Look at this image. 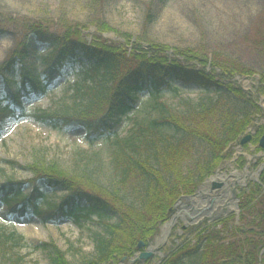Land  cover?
I'll return each instance as SVG.
<instances>
[{
  "label": "trees",
  "instance_id": "trees-1",
  "mask_svg": "<svg viewBox=\"0 0 264 264\" xmlns=\"http://www.w3.org/2000/svg\"><path fill=\"white\" fill-rule=\"evenodd\" d=\"M102 27L103 31H111L105 24ZM27 32L25 40L19 42L0 66V77L9 76L11 81L15 65L20 67V84L15 92L6 81L4 97L0 100V125L6 119L26 117L23 98L45 93L66 65H79L83 69L82 84L74 89L80 104H74L73 114L41 112L32 116L55 129L62 125L82 126L89 143L116 136L121 118L135 110L138 94L172 91L175 81L204 90L225 89L248 105H238L239 110L234 106L224 109L217 102L185 115H176L163 107L167 114L152 121L149 129L170 130L169 138H146L138 143L137 155L127 151L133 143L131 140L118 144L114 167L123 188H127L125 192L106 193L90 184L88 178L72 176L55 163L27 167L35 177L29 182L31 191L27 195L24 194L27 183L0 184V203L7 207L11 217L32 215L44 224L62 219L80 224L96 218L103 232L94 239L96 259L87 264H119L138 252L139 242L148 246L172 215L179 197L192 195L231 155L232 147L254 121L264 118V110L259 106V98H264V74L259 76L252 94L245 92L234 78H250L253 72L235 65L231 70L190 51L171 55L168 47L161 44L143 48L124 34L121 43L107 41L99 35L87 39L81 31L71 29L55 34L38 25L28 26ZM28 36L52 49L44 59L42 78L29 72ZM261 41L264 46V36ZM263 134L264 125L251 141L256 151H260L257 145ZM203 144L209 149L208 159L203 164L193 162L186 170V164L189 165ZM243 165L244 159L240 158L239 166ZM40 182L52 192L65 191V196L58 204L46 203L47 196L38 187ZM263 187L264 170L259 182L239 195L237 221L232 216L212 225L203 223L199 229L198 226L187 229L186 233L194 234L193 243H183L163 264H264ZM109 213L116 216L115 223L105 221ZM23 243L22 236L0 231L3 262L6 250L18 249ZM46 246L52 249L50 264H69L53 244ZM21 261L16 255L11 264Z\"/></svg>",
  "mask_w": 264,
  "mask_h": 264
},
{
  "label": "rangeland",
  "instance_id": "rangeland-1",
  "mask_svg": "<svg viewBox=\"0 0 264 264\" xmlns=\"http://www.w3.org/2000/svg\"><path fill=\"white\" fill-rule=\"evenodd\" d=\"M103 24L111 31H103ZM32 25L55 34L66 29L78 30L87 39L99 35L110 42L123 43L121 36L124 34L143 48L150 44H161L168 47L171 55L177 51H190L210 63L217 62L231 70L235 65L253 72L250 78H239L238 82L245 92L252 94H255L259 76L264 74V46L261 41L264 36V0H0V66L19 42L25 40L27 27ZM29 36V72L42 78L46 67L44 59L52 49ZM19 68L15 65L12 71L15 78L10 85L14 92L20 84ZM82 70L79 65H66L45 93L23 98L27 117L6 119L1 123L0 184L10 181L27 183L24 194H28L31 191L29 182L35 177L27 167L55 163L72 176L88 178L90 184L106 193L125 192L127 188H123L114 167V153L118 144L131 140L133 143L127 151L130 155H137L138 143L146 138H169L170 130L154 132L149 129L152 121L161 114H167L163 107L176 115H185L217 102L224 109L234 106L239 110L238 105L248 106L225 89L204 90L194 85L186 87L175 81L172 91L159 95L138 94L135 110L121 118L116 127V136L89 143L87 131L82 126L59 124L61 127L55 129L35 121L32 116L41 112L68 111L73 114L74 104H80L75 98L74 89L82 84ZM9 78L0 77V100L4 96L6 79ZM259 105L264 110L263 97L259 98ZM253 124L260 129L264 125V118H258ZM251 131L254 132L250 129L246 133ZM237 148L238 144L232 147L231 155L215 169L213 175L224 169L242 172L239 166L241 157L244 165H250L248 172L264 162V156L255 157L260 154L251 145L246 150L239 151ZM209 153L208 147L203 144L188 162L189 165L186 164V170L192 167L193 162L203 164ZM249 182L252 186V181ZM38 187L46 193L45 202L49 204H58L66 194L59 189L53 192L47 190L41 183ZM200 189L201 185L196 190ZM235 190L237 195L241 193L238 187ZM256 198H259L258 195ZM232 200L234 202L235 198L232 197ZM7 210L0 203V231L14 232L24 238V243L18 249L6 250L8 253L3 255L5 263L3 252H0V264H11L16 255L22 259L19 264H50L52 249L46 246L50 243L64 254L69 264H87L96 259L94 239L103 232L96 218L80 224L62 219L55 224L43 225L31 215L10 218ZM184 210L187 215L192 213L189 206ZM236 211L238 214L235 213V216H238V209ZM175 213L176 209L171 217ZM115 220L116 216L112 213L105 218L109 223H115ZM183 225L184 221L179 220L172 228L168 241L140 264H162L183 243H193L194 234L186 233L192 226L182 231ZM160 233L161 230L158 236Z\"/></svg>",
  "mask_w": 264,
  "mask_h": 264
},
{
  "label": "bare ground",
  "instance_id": "bare-ground-1",
  "mask_svg": "<svg viewBox=\"0 0 264 264\" xmlns=\"http://www.w3.org/2000/svg\"><path fill=\"white\" fill-rule=\"evenodd\" d=\"M252 178L253 176L248 170L245 172L236 171L234 169L230 172L226 171V169L219 170L213 180L222 184L223 188L219 191L210 193L208 191V186H203L202 189L199 190L198 195L194 198V203L192 205L197 208L198 212H202L204 208L210 205V200H214L215 203L213 204L212 210L215 211V213H218L222 207L231 210L235 208V203L231 197V191L237 187L247 186ZM185 204L186 202L182 201L176 209L173 219H171L166 226L161 228L160 235L151 246L152 251L159 249L168 241L172 228L178 223L180 218H183L184 220L186 219L183 208V205Z\"/></svg>",
  "mask_w": 264,
  "mask_h": 264
},
{
  "label": "water",
  "instance_id": "water-1",
  "mask_svg": "<svg viewBox=\"0 0 264 264\" xmlns=\"http://www.w3.org/2000/svg\"><path fill=\"white\" fill-rule=\"evenodd\" d=\"M254 128H256V126H254ZM251 140V135H247L245 136L241 141H240V146H243L244 144H246L247 142H249ZM259 147H261L262 149H264V136L263 138L260 140L259 143ZM264 168V164L260 165L256 171L253 172V174L255 175V179L258 180V176L259 173L261 172V170ZM207 185L208 186V191L209 192H213L217 189H221L223 187L222 184L216 182L213 180V177L210 179H207L203 186ZM232 195L235 197L236 196V192L234 190L231 191ZM198 195V192H196L194 195L192 196H188V197H181L179 198V200L177 201L176 205H175V209H177L178 205L182 203V201H185L186 204L183 205V208L185 209L187 206L190 207L189 211H192V213L190 215H187L186 212H184V215L186 216V221L184 222V228L188 225H195L198 222L202 221L203 219H207L209 222L211 223H215L218 220H220L223 217H227L229 215H231L233 213V210H227V208L222 207L220 209V211L218 213H215V211L212 210L213 208V204L215 203L214 200H210V205L207 206L206 208H204L202 210V212H198V210L192 205L194 203V198ZM181 220H183V218H181ZM149 245L146 249L145 252L142 253H138L135 255L134 258H132L129 261V264H134L136 262H141L143 260H147L148 258L153 256V252L151 251ZM143 247V243H139L137 248L141 249Z\"/></svg>",
  "mask_w": 264,
  "mask_h": 264
}]
</instances>
